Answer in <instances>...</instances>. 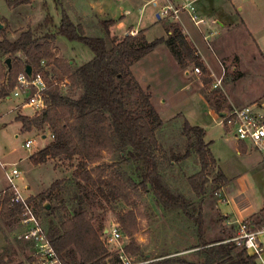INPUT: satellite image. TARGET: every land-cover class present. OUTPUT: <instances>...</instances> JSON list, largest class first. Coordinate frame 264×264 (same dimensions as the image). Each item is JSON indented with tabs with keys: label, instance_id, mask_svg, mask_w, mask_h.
Segmentation results:
<instances>
[{
	"label": "rangeland",
	"instance_id": "374dc122",
	"mask_svg": "<svg viewBox=\"0 0 264 264\" xmlns=\"http://www.w3.org/2000/svg\"><path fill=\"white\" fill-rule=\"evenodd\" d=\"M7 1L10 0H0V25H2L0 40L6 38L13 42L23 32L30 30L36 45L48 43L53 59L67 63L68 73L64 75L52 62L44 61L45 69L48 71L47 79L61 82L60 89L63 94L75 100L82 93L80 82L74 76L75 71L79 66L90 61L94 55L82 43L68 41L57 34L62 12L67 14L75 26L82 28L86 37L106 38L108 48L111 49L125 37V34L132 36L131 28H123L122 32L116 33L115 25H109L110 34L107 37L102 23L110 21V18L118 21L123 15L124 27L135 26L139 17L137 8L144 4L143 1L135 3L130 8L131 14L124 15V5L122 3L116 5L115 0H28L20 6H9ZM232 1L234 6L229 0H199L195 3L199 6L208 5L212 17H207L209 19L205 17V20L209 22L210 31L212 33L216 31L219 43L227 52L221 59L223 70L216 59L212 57L207 59L211 69L218 76L221 74L218 82L210 81L208 85L202 84L198 92L199 82L192 74L195 67L188 66L190 74L187 76L186 71L177 66L174 57L167 50L165 53L168 56L165 54L163 56L168 57L167 60L162 57V50H157L156 54H152L155 56H148L140 63L135 62L134 64L138 63L137 67L132 69L139 87L150 95V103L162 120V126L156 131L158 147L155 159L159 171L173 191L184 194L192 202L196 209L195 215H201L204 228L209 231L205 236L207 242L220 238V227L216 228V221L221 219V216L216 215L214 208L217 205L216 201L221 198L219 191L224 184L218 179L220 170L216 165H212L206 172L208 183L204 195L196 197L190 188L188 178L200 171V164L193 152L190 157L184 158L189 151V143L183 133L185 121L191 126L205 129L204 141L206 143L212 141L210 151L213 156L221 160L223 168H232L236 173H245L243 175L248 179L246 183L252 201L258 203L264 201V165L259 164L257 154L251 159L236 156L229 146L232 136L224 127L218 125L220 113L229 111L233 107L240 108L252 104L264 107V0ZM172 2L180 6L178 0ZM162 5H164L163 0L158 7L147 4L143 9L142 27L157 22L146 33L147 42L153 41L163 32L162 25L166 30L172 23L168 18L162 23L158 22L156 14ZM98 6L104 8V14L98 13L100 9ZM240 8L242 9L239 10ZM240 16L249 22L248 26L251 28L254 40L241 26ZM45 18H50L51 23L47 24ZM146 19L152 23H146ZM216 20H220L227 28L221 29L217 23H212ZM186 25L190 30H196L189 18ZM205 27L200 26L204 33L210 34V31L206 32L207 27ZM213 36L208 37L209 41L215 39ZM6 60L0 54V202L3 201L5 193H12V190L8 189L12 178L13 184L27 200L30 211L43 230L49 227L50 222L58 226L75 211L83 210L92 218L96 229L102 227L104 231L110 225L116 224L122 232L117 217L132 211L138 229L134 238L139 245V253L133 256L135 261L151 259L157 263L173 257L188 262L197 261V249H192L197 245L195 225L181 212H164L157 207L152 194L139 186L138 173L128 162L125 153L121 157L118 152L103 153L102 162L88 166L86 170L95 179L97 165H112L105 169L103 178L118 176L129 195L130 205L120 199L104 200L97 194L96 187L83 185L79 188L80 179L76 175L79 162L77 158L59 157L49 159L39 166L32 165L30 157L52 142V132L47 125L38 129L33 125L25 126L18 120L19 117H27L30 120L38 118L41 112L35 113L31 108H23L19 104L21 99L13 97L15 86L8 96L2 94L1 91L8 85ZM27 61L24 55L17 54L10 59V68L13 66L22 68ZM195 75L201 82L202 72ZM65 78L69 85L63 87ZM117 84L122 87L129 108L137 110L141 96L133 87L129 76L126 75L123 81L118 80ZM148 85L151 94L146 89ZM205 103L213 113L214 122ZM43 136H45L44 140L41 139ZM25 140L34 141L31 149L24 147ZM13 169L17 170V176H11ZM238 179L239 177L236 182L240 184L241 178ZM56 181L62 182L55 190H50L51 185ZM97 186L100 187L98 182ZM90 192L93 197L88 200L87 193ZM1 209L0 206V264H28L32 245L21 238L28 225L21 223L22 213L12 225H8ZM253 216L252 219L260 220L262 212ZM228 227L222 226L226 230ZM103 231H99V234L102 235ZM122 234L126 238L124 243H129L130 239L123 232ZM106 248L110 252L116 249V245L107 239ZM65 260L68 264L78 262L75 253L68 254Z\"/></svg>",
	"mask_w": 264,
	"mask_h": 264
},
{
	"label": "trees",
	"instance_id": "16d2710c",
	"mask_svg": "<svg viewBox=\"0 0 264 264\" xmlns=\"http://www.w3.org/2000/svg\"><path fill=\"white\" fill-rule=\"evenodd\" d=\"M27 1L10 0L7 4L20 6ZM44 21L47 24L51 23L50 18H45ZM113 24L111 20L102 23L107 37L110 34L109 25ZM166 32L167 38H159L151 42H147L142 33H137L135 36L128 34L109 49L106 38L86 37L82 28L75 26L67 14L62 12L57 34L68 41L82 43L94 56L75 71L74 76L82 88L78 99L65 96L58 86L52 85L53 81L50 80L45 99L47 107L41 111L39 117L32 120L19 117L18 120L25 126L33 125L41 129L43 125H47L52 132V142L33 154L30 162L34 166H39L49 159L77 158L79 162L76 175L80 179L79 188L90 185L97 188V194L104 200L120 199L130 205L129 195L118 176L103 178L105 169L112 165H97L95 179L86 170L88 166L100 164L103 153L118 152L120 157L125 153L128 162L138 173L139 186L152 194L157 207L164 212H181L196 227L197 245L192 249H197V261L188 262L173 257L152 264H258L255 257L248 256L242 250L238 251L233 243L207 242L201 215H195L196 209L192 202L184 194L173 191L159 171L155 159L158 147L156 131L162 126V120L150 103V95L142 91L134 79L130 67L159 46L165 45L181 68L185 69L193 65L202 72L203 85H208L211 81L196 50L181 30L171 24ZM0 54L6 59L22 54L28 59L22 68L13 66L8 69L7 66L8 85L1 91L5 97L13 90L17 75L24 72L26 66H31L36 71L42 70L47 77L48 71L40 67V62L46 61V63L52 62L64 75L68 73L67 63L53 59L48 43L36 45L30 30L23 32L13 42L6 38L1 39ZM126 75L141 96L137 110L129 108L124 99L123 89L117 84V81H123ZM183 133L189 143V151L184 158L190 157L193 152L200 164V171L188 178V184L196 197H202L208 183L206 172L212 165H216V162L210 153L209 144L204 141L205 131L202 128L191 126L185 121ZM218 179L222 183L225 182L221 173ZM61 182L53 183L50 190H55ZM97 182L100 187L97 186ZM91 197H93L91 192L87 193L88 200ZM10 198L11 193H5L3 201L0 202L2 215L8 225H12L22 213L19 205L9 203ZM117 223L125 236L130 239L123 249L124 254L130 257L136 256L139 253V245L134 238L138 231L135 215L132 211L118 215ZM44 229L51 247L64 264H68L65 257L73 253L78 258L77 264H106L107 261L117 260L116 254L110 253L102 241L103 233L100 235L99 231H103V228L96 229L86 211L77 210L58 226L50 222L49 227ZM29 261L28 259L27 262Z\"/></svg>",
	"mask_w": 264,
	"mask_h": 264
},
{
	"label": "built area",
	"instance_id": "2783aa9c",
	"mask_svg": "<svg viewBox=\"0 0 264 264\" xmlns=\"http://www.w3.org/2000/svg\"><path fill=\"white\" fill-rule=\"evenodd\" d=\"M182 11L190 13V19L198 29L200 26L206 24L204 19L199 18L196 15L194 1L192 0H182V5L180 7H174L170 3L164 4L159 8L158 14L162 19L168 18L176 20L178 19L179 13ZM130 33L132 36H135L138 32L131 31ZM209 36L210 35L208 34L204 36V38L207 40ZM44 64V61H41L40 67L47 71ZM193 72L195 74H200V70L196 67ZM60 83L61 82L53 81L52 85L60 88ZM67 85H69V83L64 79L63 87H66ZM48 88L49 81L44 72L42 70L36 71L32 69L30 76L26 75L25 72L17 75L15 88L12 94L13 97L21 99L19 104L23 108L28 107L35 113H40L47 107L45 99ZM20 105H17V107ZM225 113V116H219L218 125L224 127L227 130V133L230 134L235 141L253 147V149L261 155L264 162L263 105L252 104L240 108L233 107ZM33 144V140L24 141V147L28 150L32 148ZM17 175V170L13 169L11 171V176L14 177ZM12 181L11 178L9 181L10 186L8 188L9 190H12L9 203L20 206L23 216L21 223L28 225V229L21 238L32 245L31 255L29 256L30 261L28 264H64L56 255L46 237L45 231L30 211L27 200L21 196L19 189ZM257 236V231H253L246 223H240L236 236L226 242L233 243L237 249L244 251L248 256L255 257L257 263L264 264L262 259L263 249ZM107 239L111 240L116 245V249H113L110 253L116 254L117 260L116 262L107 261L106 264H152L155 262V260L151 259L137 262L133 257L125 255L123 249L127 245L124 243L126 238L116 224H112L104 229L102 241L105 245Z\"/></svg>",
	"mask_w": 264,
	"mask_h": 264
},
{
	"label": "crops",
	"instance_id": "0c3cea01",
	"mask_svg": "<svg viewBox=\"0 0 264 264\" xmlns=\"http://www.w3.org/2000/svg\"><path fill=\"white\" fill-rule=\"evenodd\" d=\"M140 1H143L144 4L141 7L137 8V11L139 13V17H138V20H137V23L135 26L128 25V26L124 27L122 24L123 23L122 21L124 20L125 17L123 15L120 16V19L118 21H116L114 18H110L111 21L114 22V25H115L114 29H116V31L115 30L114 31L116 33L122 32L124 30L123 28L129 27V28H131V31L141 32L144 35V37L146 38V33L148 32V30L157 24V22H154L153 24H151L149 26H143L142 27V22L144 20V17H142L143 16L142 13H143L144 7L147 4H151L154 7H158L160 2L162 3V0H115V4L119 5V3H122L124 5V9H125L124 15H130L131 14L130 8L133 7V5L135 3H139ZM172 1L173 0H163V3L164 4L170 3L174 7H180L182 5V0H178V4L180 6H177V4L174 5V3ZM192 1H194L195 13L199 18H202L205 20L207 17H212V14H209V11H208L209 8H208L207 3H206L207 6H205V4L199 6V5H195L196 1H199V0H192ZM229 1H230V4L232 6H234L233 1L232 0H229ZM98 7H100L98 13L104 14L105 13V12H103L104 8H102V6H98ZM118 9H120V6L118 7ZM241 9L242 8H240L239 10H241ZM188 18L190 19V13L187 11H182L179 13L178 19H176V20L168 19V20H171L172 21L171 24L177 26L181 30L182 34L186 37L188 42L196 50V53L200 57L203 65L205 67L206 73L210 77L211 81L212 82L218 81L221 74L218 76L211 69L210 64H209L207 59L209 57L216 59V61L218 62V64L221 66V68L223 70V66L221 64V59H223V57L225 56V54L227 52L223 49V45L221 43H219V40L216 37L217 36L216 31L213 32L214 34L212 33V31H210V26H208L209 22L207 23L208 20L207 21L205 20L206 24L204 26L207 27V28L205 27L207 29L206 32H208V31L211 32L209 34L210 36L214 35L213 38H215V39H212V41H209V39L206 40L204 38V36H206L208 34L204 33L201 30V28L198 29L194 25L196 30H194V31L190 30L186 25V21L188 20ZM207 19H209V18H207ZM157 20H158V22L162 23V21L164 19H162L160 17ZM146 23H152V22H148V20L146 19ZM212 23H217L221 29L227 28L225 26V24L222 23L220 20H216L215 22H212ZM248 23L249 22L246 19H244L243 17L240 16L241 26H243L245 28L248 35H250V37H252V40H254V38L252 36L251 28H250V26H248ZM162 27H163V32L160 33V35L155 39L167 38V32H166L163 25H162ZM125 36H127V34H125ZM157 50H162L161 51V52H163L162 57L164 56V54H165V56H168L165 53L166 52L165 50H167V52H169V50L166 48L165 45H161L158 48H156L154 51H152L151 53L146 55L144 58H142L140 61H138V63L146 60L148 58V56H155L152 54H154ZM157 56L155 58H157ZM163 58H165L167 60L168 57H163ZM138 63H136L130 67L131 73H132V69L137 67ZM177 66H178V64H177ZM178 67H180V66H178ZM184 70L186 71V75L188 76L190 74L188 71V67L185 68ZM192 74L195 76V80L199 82L198 90H197L199 92L202 88V83L200 82L197 75H195L194 73H192ZM132 75H133V73H132ZM133 77L136 80L134 75H133ZM136 82H138V81L136 80ZM146 89L148 90V92H150L149 85L147 86ZM150 94H151V92H150ZM7 99H9V98H7ZM150 99H151V97H150ZM205 105L208 107V105L206 103H205ZM231 106H234V105H231ZM208 109H209V114L212 116V119L214 122L215 119L213 117V113L211 112L209 107H208ZM203 130L205 131V129H203ZM205 135H206V131H205ZM211 143H212V141L210 143H208L209 144V150L211 147ZM230 143H231V145H229L231 147L230 149L232 151H234L236 156L251 159L252 157L255 156V154H257V156L259 157L258 158L259 164L264 165L262 157H260L259 153L255 149H253V147H251L250 145H247V144H244L241 142H237L233 138H231ZM210 153H211V151H210ZM211 155L216 162V167L218 168V170H220V173L223 175L225 182L223 183L224 185L221 186L220 191H219L221 198L216 201L217 205L214 208L216 211V215L221 216V219L219 218L216 221L217 222L216 228L218 226L220 227L219 228V230L221 232L219 235L220 238L216 241H212L209 243H213V242L221 243V242H226V241L232 239L233 237L236 236L239 224L245 222L249 226V228H251L253 231L258 232L257 238H258V240L262 246V249H263L262 259L264 262V201L259 202V203L252 201L251 196H249V194H248V184L246 183L248 179L245 177V175H243L245 173H236L235 169L223 168L221 160L219 158L214 157L212 153H211ZM237 177H239V179L241 178L240 184L238 182H236ZM258 212H262V218L260 220L252 219L254 217L253 215H255ZM224 225L229 226L227 230H226V228H222V226H224ZM208 233H209V231H207V229H205V236H207ZM126 244H128V243H126ZM238 251H239V249H238ZM258 264H260V263H258Z\"/></svg>",
	"mask_w": 264,
	"mask_h": 264
},
{
	"label": "water",
	"instance_id": "95a60500",
	"mask_svg": "<svg viewBox=\"0 0 264 264\" xmlns=\"http://www.w3.org/2000/svg\"><path fill=\"white\" fill-rule=\"evenodd\" d=\"M156 18H157V19L160 18L159 14L156 15ZM1 28H2V25H0V29H1ZM5 63H6V65L8 66V69H10V59H7ZM24 72H25L26 75L30 76L31 73H32V67H31V66H26ZM225 115H226L225 112H221V113H220V116H225ZM41 139L44 140V139H45V136H43Z\"/></svg>",
	"mask_w": 264,
	"mask_h": 264
}]
</instances>
